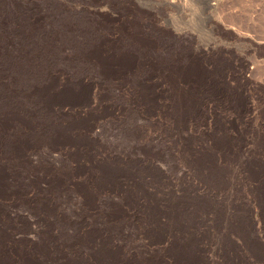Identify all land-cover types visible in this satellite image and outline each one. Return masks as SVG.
Returning <instances> with one entry per match:
<instances>
[{"label": "rangeland", "instance_id": "1", "mask_svg": "<svg viewBox=\"0 0 264 264\" xmlns=\"http://www.w3.org/2000/svg\"><path fill=\"white\" fill-rule=\"evenodd\" d=\"M0 264H264V0H0Z\"/></svg>", "mask_w": 264, "mask_h": 264}]
</instances>
